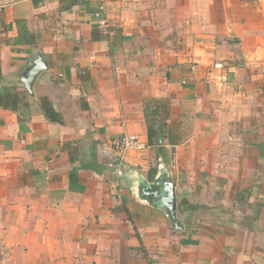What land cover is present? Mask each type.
Masks as SVG:
<instances>
[{
    "label": "crops",
    "instance_id": "1",
    "mask_svg": "<svg viewBox=\"0 0 264 264\" xmlns=\"http://www.w3.org/2000/svg\"><path fill=\"white\" fill-rule=\"evenodd\" d=\"M16 90L64 125L0 107V264H264V0H0V95ZM148 100L176 144L119 175ZM159 176L177 221L138 191Z\"/></svg>",
    "mask_w": 264,
    "mask_h": 264
},
{
    "label": "trees",
    "instance_id": "2",
    "mask_svg": "<svg viewBox=\"0 0 264 264\" xmlns=\"http://www.w3.org/2000/svg\"><path fill=\"white\" fill-rule=\"evenodd\" d=\"M101 29L96 28L93 33L94 39H100ZM148 100L145 101L144 107L147 120V136L148 147H153L165 151V145L161 144L162 139H168L171 145L176 144V140L170 136V125L168 124L169 110L167 106H161V101ZM157 103L160 106H157ZM34 104H38L42 109L46 119L54 124L64 125V118L60 112H58L52 101L48 98L34 99L30 97L24 91L8 92L3 96L0 95V107L4 109H11L17 112L20 108H28ZM67 146V145H66ZM71 161H75V156L70 153ZM127 211V209H125Z\"/></svg>",
    "mask_w": 264,
    "mask_h": 264
},
{
    "label": "water",
    "instance_id": "3",
    "mask_svg": "<svg viewBox=\"0 0 264 264\" xmlns=\"http://www.w3.org/2000/svg\"><path fill=\"white\" fill-rule=\"evenodd\" d=\"M48 70L46 62L39 58L33 67L28 71V75L22 79L21 85L24 86L26 92L34 97L33 87L39 75ZM138 191L146 195L152 201H159L169 211L168 217L177 221V197L175 192V184L170 180H166L163 176L157 177L154 181L146 182L145 185L138 187ZM178 228L177 223L174 225Z\"/></svg>",
    "mask_w": 264,
    "mask_h": 264
},
{
    "label": "built area",
    "instance_id": "4",
    "mask_svg": "<svg viewBox=\"0 0 264 264\" xmlns=\"http://www.w3.org/2000/svg\"><path fill=\"white\" fill-rule=\"evenodd\" d=\"M99 16V14L97 15ZM147 149V144L142 142L136 136H126L115 142V150L118 153L117 157V173L121 175L120 168L124 165L126 155L131 151H144Z\"/></svg>",
    "mask_w": 264,
    "mask_h": 264
}]
</instances>
